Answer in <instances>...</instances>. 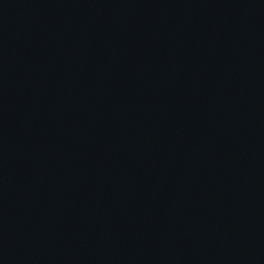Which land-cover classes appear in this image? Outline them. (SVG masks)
Listing matches in <instances>:
<instances>
[{"label": "water", "instance_id": "water-1", "mask_svg": "<svg viewBox=\"0 0 264 264\" xmlns=\"http://www.w3.org/2000/svg\"><path fill=\"white\" fill-rule=\"evenodd\" d=\"M0 264H264V0H0Z\"/></svg>", "mask_w": 264, "mask_h": 264}]
</instances>
